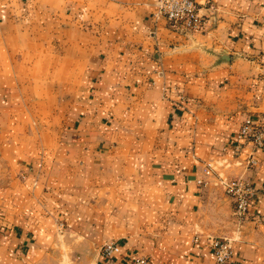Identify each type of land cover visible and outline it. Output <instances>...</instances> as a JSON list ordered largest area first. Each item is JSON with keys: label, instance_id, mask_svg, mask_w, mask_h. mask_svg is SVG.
<instances>
[{"label": "crops", "instance_id": "crops-1", "mask_svg": "<svg viewBox=\"0 0 264 264\" xmlns=\"http://www.w3.org/2000/svg\"><path fill=\"white\" fill-rule=\"evenodd\" d=\"M198 2L188 31L158 0H0V264H218L210 235L264 264V146L235 149L264 122V0ZM218 175L257 188L245 220Z\"/></svg>", "mask_w": 264, "mask_h": 264}, {"label": "built area", "instance_id": "built-area-1", "mask_svg": "<svg viewBox=\"0 0 264 264\" xmlns=\"http://www.w3.org/2000/svg\"><path fill=\"white\" fill-rule=\"evenodd\" d=\"M155 15L164 17L170 24L181 26L185 30L202 29L205 25V17L200 12L198 0H158ZM237 152L241 150V141L252 142L256 147L264 146V122L259 119L246 118L237 134ZM255 156L246 159L248 166L257 165ZM207 176H212L215 169L208 163L204 169ZM224 192L234 203V213L239 221H243L250 215L251 204L257 194V188L251 180L245 177H224L218 175ZM199 183L206 184L205 179H199ZM210 247L218 264H226L234 256L232 239L227 236H208ZM122 246L115 240H107L101 245L102 255L112 260L121 253ZM128 264H149L145 255L137 254Z\"/></svg>", "mask_w": 264, "mask_h": 264}, {"label": "rangeland", "instance_id": "rangeland-1", "mask_svg": "<svg viewBox=\"0 0 264 264\" xmlns=\"http://www.w3.org/2000/svg\"><path fill=\"white\" fill-rule=\"evenodd\" d=\"M38 121L41 122L40 120H35V121H33V122L37 123Z\"/></svg>", "mask_w": 264, "mask_h": 264}]
</instances>
